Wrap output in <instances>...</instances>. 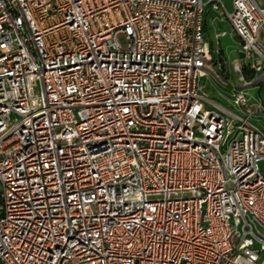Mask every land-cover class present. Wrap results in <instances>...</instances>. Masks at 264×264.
Listing matches in <instances>:
<instances>
[{
    "label": "built area",
    "instance_id": "built-area-1",
    "mask_svg": "<svg viewBox=\"0 0 264 264\" xmlns=\"http://www.w3.org/2000/svg\"><path fill=\"white\" fill-rule=\"evenodd\" d=\"M209 13L264 82L259 0H0V264H264V99L204 92Z\"/></svg>",
    "mask_w": 264,
    "mask_h": 264
},
{
    "label": "rangeland",
    "instance_id": "rangeland-1",
    "mask_svg": "<svg viewBox=\"0 0 264 264\" xmlns=\"http://www.w3.org/2000/svg\"><path fill=\"white\" fill-rule=\"evenodd\" d=\"M229 12H233V0H223ZM261 3L264 0H259ZM207 26V41L212 44L215 50L221 49V54L213 57L208 63L210 74L203 78L204 92L208 96L228 107L231 111L245 115L240 109L234 106L235 88L237 91H243L248 99L249 105L258 106L260 101L264 99V82L261 84H254L249 87H242L241 72L235 69V63L238 61L248 63L250 59H243L241 56V42L235 35L231 23L225 18L221 20L220 17L215 18L214 13L206 15ZM225 31L220 40L216 38V33ZM245 60V61H244ZM248 78L252 75L247 73ZM262 126L264 127V121ZM261 170H264V165L260 164Z\"/></svg>",
    "mask_w": 264,
    "mask_h": 264
},
{
    "label": "trees",
    "instance_id": "trees-1",
    "mask_svg": "<svg viewBox=\"0 0 264 264\" xmlns=\"http://www.w3.org/2000/svg\"><path fill=\"white\" fill-rule=\"evenodd\" d=\"M244 73H245V75H247L248 71H247V70H245V71H244ZM247 77H248V75H247Z\"/></svg>",
    "mask_w": 264,
    "mask_h": 264
},
{
    "label": "crops",
    "instance_id": "crops-1",
    "mask_svg": "<svg viewBox=\"0 0 264 264\" xmlns=\"http://www.w3.org/2000/svg\"><path fill=\"white\" fill-rule=\"evenodd\" d=\"M263 2H264V1H263ZM263 2H262V3H263Z\"/></svg>",
    "mask_w": 264,
    "mask_h": 264
}]
</instances>
